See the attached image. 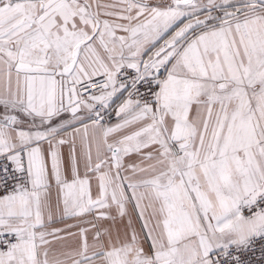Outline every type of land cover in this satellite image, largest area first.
Segmentation results:
<instances>
[{"label":"snow or ice","instance_id":"6c2138e0","mask_svg":"<svg viewBox=\"0 0 264 264\" xmlns=\"http://www.w3.org/2000/svg\"><path fill=\"white\" fill-rule=\"evenodd\" d=\"M0 264H264V0H0Z\"/></svg>","mask_w":264,"mask_h":264}]
</instances>
